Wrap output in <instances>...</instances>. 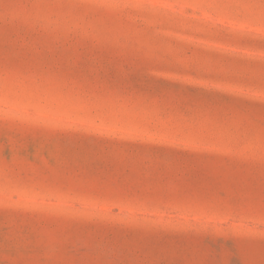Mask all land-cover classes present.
Wrapping results in <instances>:
<instances>
[{
  "label": "rangeland",
  "instance_id": "1",
  "mask_svg": "<svg viewBox=\"0 0 264 264\" xmlns=\"http://www.w3.org/2000/svg\"><path fill=\"white\" fill-rule=\"evenodd\" d=\"M0 264H264V0H0Z\"/></svg>",
  "mask_w": 264,
  "mask_h": 264
}]
</instances>
